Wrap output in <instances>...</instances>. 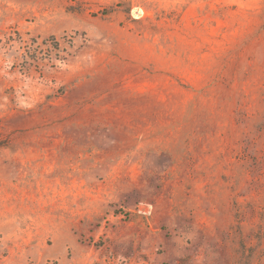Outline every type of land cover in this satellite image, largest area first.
<instances>
[{
  "label": "rangeland",
  "instance_id": "obj_1",
  "mask_svg": "<svg viewBox=\"0 0 264 264\" xmlns=\"http://www.w3.org/2000/svg\"><path fill=\"white\" fill-rule=\"evenodd\" d=\"M0 264H264V0H0Z\"/></svg>",
  "mask_w": 264,
  "mask_h": 264
}]
</instances>
